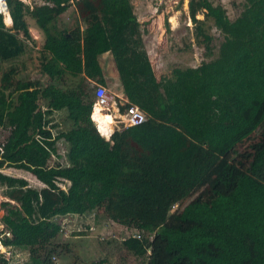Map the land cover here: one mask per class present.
<instances>
[{
    "label": "trees",
    "instance_id": "1",
    "mask_svg": "<svg viewBox=\"0 0 264 264\" xmlns=\"http://www.w3.org/2000/svg\"><path fill=\"white\" fill-rule=\"evenodd\" d=\"M71 5L79 22L60 27ZM7 6L12 23L0 14V62L25 53L30 18L44 35L40 71L61 85L67 76L76 82L19 80L14 65L1 74L0 128L10 133L0 169L28 172L40 186L0 170V190L14 201L0 202V233L10 234L0 264H15L16 249L28 250L24 264H54L57 218L99 212L138 235L123 244L146 255L145 264H264V0H243L233 19L220 4L188 0L208 59L174 67L162 83L130 0ZM198 13L223 36L216 54ZM105 52L127 99L120 110L134 104L146 114L108 138L93 122L95 92L87 90L106 86L98 60ZM54 156L61 160L51 164Z\"/></svg>",
    "mask_w": 264,
    "mask_h": 264
},
{
    "label": "rangeland",
    "instance_id": "2",
    "mask_svg": "<svg viewBox=\"0 0 264 264\" xmlns=\"http://www.w3.org/2000/svg\"><path fill=\"white\" fill-rule=\"evenodd\" d=\"M30 1L25 0L26 3H30ZM210 1L213 4L222 5L231 19L235 18L240 12L243 2V0ZM130 2L139 22L144 48L160 83L172 76L174 67L196 66L202 60L208 59L204 56V49L196 37L195 24L189 17L188 0H130ZM196 17L204 20V31L212 37V47L216 54V50L223 40L222 34L215 28L210 19H206L204 14L198 13ZM28 22L34 41L27 43L25 53L20 57L0 62V77L7 68L14 65L17 68L16 79L39 80L43 86L49 83H55L62 87L72 86L76 80L69 76H67L66 82L61 85L59 81L50 80L47 75L40 71V49L44 35L37 29L34 20L28 18ZM78 22L79 19L74 5H71L58 18V25L60 27L66 26L68 29L74 28ZM10 23L11 21H7V25ZM19 37H22V35L19 34ZM102 60L105 62L104 65H107L111 60L110 54H107ZM103 69L105 76H108L107 94L116 95L120 86L117 81L113 80V76L107 75L108 70L105 67ZM94 86L92 83L87 88L90 95L94 93ZM111 110V106L108 110H102V112L110 113L105 115L104 118H101V115H95V120L99 119L97 123L106 137H109L113 131L119 130L125 124V120L122 119L121 123L119 119L114 118L111 115ZM121 112L124 114L125 111ZM61 123L66 128L71 126V122L68 120L63 119ZM9 133V128H0V148ZM59 153H63L61 148ZM60 160V158L54 156L51 164ZM0 170L8 175L26 178L33 187L40 186L36 178L28 172L6 166ZM1 201H10L14 204V201L5 197L0 190ZM175 208L176 206L173 207V210ZM2 215L3 210L0 208V217ZM57 220L62 223L63 228L53 240L58 251L51 258L54 264H145L146 262V255H136L131 250L126 249L123 244L124 238L135 233L108 220L101 212L96 216L92 214H67L59 216ZM149 252L147 250L146 254L148 255ZM13 259L15 264L27 263L29 261L28 250L16 249Z\"/></svg>",
    "mask_w": 264,
    "mask_h": 264
},
{
    "label": "built area",
    "instance_id": "3",
    "mask_svg": "<svg viewBox=\"0 0 264 264\" xmlns=\"http://www.w3.org/2000/svg\"><path fill=\"white\" fill-rule=\"evenodd\" d=\"M37 1L39 2L40 0H37ZM6 13H8L7 0H0V14L4 15ZM95 106H98L102 110L103 109H105V110L109 109L110 101H109V98L107 96V91H106L104 86L99 85L97 87V89L95 90V102L93 105V109ZM124 111H125L124 114L121 113L120 117H119V120L121 123H122V119H123V121L125 120L124 126L137 125L146 119V114L134 104H129L124 109ZM95 126L97 128V131L100 133L98 126L96 124H95ZM105 138H108V137H105ZM2 228H3V226L0 224V230ZM9 236H10V234L7 231L0 233V252L3 253L5 255V257H9V255H10V246H5L3 244L2 240L4 237H9ZM131 236H137L138 237L137 234H132Z\"/></svg>",
    "mask_w": 264,
    "mask_h": 264
},
{
    "label": "crops",
    "instance_id": "4",
    "mask_svg": "<svg viewBox=\"0 0 264 264\" xmlns=\"http://www.w3.org/2000/svg\"><path fill=\"white\" fill-rule=\"evenodd\" d=\"M23 1H25V0H23ZM3 16V21H5L4 23H5V25L6 26H11V23H12V20H10V18L11 17H9L10 15H9V12L8 13H6V14H4V15H2ZM5 17V18H4ZM7 21L8 22H10L11 21V23L9 24V25H7ZM38 29V28H37ZM39 30V29H38ZM40 31V30H39ZM41 32V31H40ZM42 43H43V41H42ZM107 54H110L109 52H105V53H103V54H101L99 57H98V60H99V63H100V65H101V67H102V69H103V67H105L107 70H108V74L107 75H109V76H113V80L114 81H117L118 82V85L120 86V88L118 89V92H117V94L116 95H110V94H107L108 95V97H109V101H110V106H111V108H112V110H111V115L114 117V118H116V119H119V117H120V114H121V111H120V106H122V105H124L125 103H126V101H127V99L125 98V96H124V93H123V91H122V88H121V85H120V82H119V79H118V75H117V72H116V70L114 71V67H113V61H112V56H111V54H110V56H111V60L109 61V63H107V65H104V61L102 60V59H104L106 56H107ZM5 62V61H4ZM103 72H104V69H103ZM104 76H105V74H104ZM105 78H106V86H104L105 87V89L107 90V83H108V76H105ZM99 86V84H96L95 86H94V92H95V90L97 89V87ZM108 92V91H107ZM93 111H94V109H93ZM93 113V112H92ZM116 124V123H115Z\"/></svg>",
    "mask_w": 264,
    "mask_h": 264
},
{
    "label": "bare ground",
    "instance_id": "5",
    "mask_svg": "<svg viewBox=\"0 0 264 264\" xmlns=\"http://www.w3.org/2000/svg\"><path fill=\"white\" fill-rule=\"evenodd\" d=\"M96 113H98V114H96ZM107 114H110V113H108V112H102V109H100L98 106H95V107H94V111H93V113H92V119H93V121L95 122V124L98 126V129H99L100 133L102 134V136H104V135H103V133L101 132V129H100L98 123H97V120H98V119L95 120V115H96V116H97V115H101L100 117H101V118H104V116L107 115ZM104 137H105V136H104Z\"/></svg>",
    "mask_w": 264,
    "mask_h": 264
},
{
    "label": "water",
    "instance_id": "6",
    "mask_svg": "<svg viewBox=\"0 0 264 264\" xmlns=\"http://www.w3.org/2000/svg\"><path fill=\"white\" fill-rule=\"evenodd\" d=\"M94 122V121H93Z\"/></svg>",
    "mask_w": 264,
    "mask_h": 264
}]
</instances>
